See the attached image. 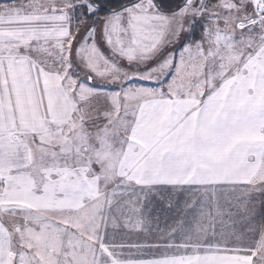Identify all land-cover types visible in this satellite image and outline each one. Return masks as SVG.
Here are the masks:
<instances>
[{
  "label": "snow or ice",
  "instance_id": "obj_1",
  "mask_svg": "<svg viewBox=\"0 0 264 264\" xmlns=\"http://www.w3.org/2000/svg\"><path fill=\"white\" fill-rule=\"evenodd\" d=\"M0 264H264V0H0Z\"/></svg>",
  "mask_w": 264,
  "mask_h": 264
}]
</instances>
